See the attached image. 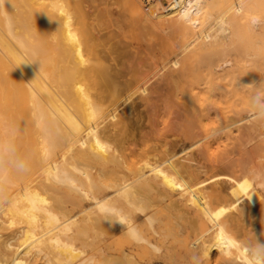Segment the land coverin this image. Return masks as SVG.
Returning <instances> with one entry per match:
<instances>
[{
	"label": "bare ground",
	"instance_id": "6f19581e",
	"mask_svg": "<svg viewBox=\"0 0 264 264\" xmlns=\"http://www.w3.org/2000/svg\"><path fill=\"white\" fill-rule=\"evenodd\" d=\"M120 1L135 27L178 37L160 66L130 65L119 43L101 42L81 0H0V264H87L74 240L108 218L99 264H264V202L250 204L264 190V0ZM162 70L160 100L218 124L138 140L120 107L135 95L154 105ZM224 81L246 94L231 97L226 124L221 102L238 88ZM225 129L239 158L208 154ZM219 167L230 173L202 178Z\"/></svg>",
	"mask_w": 264,
	"mask_h": 264
},
{
	"label": "rangeland",
	"instance_id": "374dc122",
	"mask_svg": "<svg viewBox=\"0 0 264 264\" xmlns=\"http://www.w3.org/2000/svg\"><path fill=\"white\" fill-rule=\"evenodd\" d=\"M81 1H82L83 7L86 8V12H87V15L89 17L88 18L89 21H90V22L88 21V23H90L89 27L93 31L96 30L95 33H97V36L99 34H101V35L98 36V37L101 38V39L99 38L100 40H102L101 42L107 43V41H110V42L112 41V43H108L107 45H110V44L118 45L117 43H119V46L121 45L120 47H122L125 50H127V52L130 53L128 55H131L130 56V61H128L129 62L128 64H130V65L136 63L139 66L143 67L142 64L144 62L147 66L146 67L144 66L143 69H145V70L149 69L150 66H151V68H153V65H154L155 62H152V61H156V63L159 62V60H161L159 58H161V56L163 55L164 50L166 48L169 49L172 45H175L174 43L177 42V38L178 37L175 34H173V33H170V34L166 33L164 35L165 32L158 31V32H153L152 33L151 31H148V30H141V29L138 28V26L135 27V25H137V23L132 18L130 13L125 10L124 5L122 4V2L120 0H94L95 2L93 0H81ZM90 1H92V2H90ZM99 6H100V8H98ZM108 7H111V8H108ZM105 8H107V9H105ZM106 13H108V14H106ZM93 20H96V21H93ZM110 21H112V22H110ZM100 22H102V24H100ZM114 22H116V23H114ZM133 22H135V23H133ZM110 23H113V24H110ZM130 23L132 25H130ZM93 24H94L95 27L92 26ZM97 25H99L100 27L97 26ZM119 25H121V26H119ZM108 26H109V28H108ZM132 26H133V28H132ZM135 28H137V31H135L136 30ZM130 31H132V33ZM133 31H135V32H133ZM154 35H155L156 38L154 37ZM140 37L142 39H139ZM161 37H163V38H161ZM175 37H176V40H174ZM106 38H108V40ZM143 38H145V39H143ZM167 38H168V40H167ZM170 42H171V44H170ZM124 43H127V44H124ZM166 43H169V45L166 44ZM127 46H129V47H127ZM168 46H170V47H168ZM140 49H141L142 52L140 51ZM135 56H137L139 58H137ZM135 58H137V59H135ZM156 58H157V60H156ZM146 59H148V60H146ZM131 61H133V62H131ZM134 61H136V62H134ZM157 65L160 66L161 65L160 62ZM170 67H171V64H170V66L168 68H170ZM165 71L164 70L160 71V74H158V76L155 75L156 77H154V78H153L154 75H151L152 78H150L151 80L149 81V82H151V84L148 87L152 90V92L154 91V93H155V94H153L154 97L152 96L153 98H155L154 105H152V106L149 105L148 107L145 106V105L144 106L140 105L141 99L138 98L139 96L135 95V97H134L135 100L134 99L130 100L129 103L127 104V105H132V106H130V109H127L125 107V104L122 105V107H120V114H129L130 116L132 115V117L134 116L133 119L137 118L138 122H137L136 126H137V129L139 128V126H140V128L138 130H135L136 132H134V135L136 136V138L138 140L144 139V141H146L147 144L151 142L152 145H154L155 143L156 144L160 143V145H161V143H164L166 140L169 141V142H173V140H181L183 135H184L183 138L188 136V134L190 133L191 128L194 129L196 127H206V126H207L206 128H211V127H213V126L218 124L217 119L214 118V117H212L211 119H207V121H206L205 118L201 119V118H198V116H196V115L192 116V114L190 115L189 113L186 115V113H185L186 111H184L183 106H181L180 103L177 100L173 104L169 103L167 105V101L164 102L163 99L167 100L166 99L167 98L166 97V93H167V90L169 88L166 85L165 80L161 79V77H162L161 73H163ZM159 76H161V77H159ZM156 80H158V81H156ZM163 81L165 82V84H164ZM227 82L228 81H224L223 83L225 84ZM233 83L234 82H232L231 85H229V83H227L229 86L226 85V87H225L226 90L227 89L231 90V87L234 88L238 84V82H237V84L234 83V84H236L235 86H232ZM164 85H166L167 87L164 88ZM189 85L190 84H186L185 85V90H186L187 93L189 92V89H190ZM238 85L242 86V84H238ZM161 86H163V87H161ZM241 86L240 87L237 86V87H235V89L232 88L234 91H236V89L238 88L237 89L238 92H234L233 91L234 94L231 93V95H230V93H229L227 95L228 97L222 99L221 103H223V104H221V108L219 110H220L221 115L223 117L222 118L223 119L222 122L224 124H226L228 122L230 123L229 120H230V118L232 117V115L234 113L233 111H234V106L235 105H234V102L232 100V98H234V95H235V97H236V95L237 96H241V95L245 96L246 95V94H240L244 90L243 88H241ZM154 87L157 88V89H158V87L163 88L162 89L163 90L162 93H164L165 96L161 92H156L157 91L156 89L153 90ZM161 94H162V96H161ZM151 95H152V93H151ZM155 95H157V96H155ZM160 98H163V99L160 100ZM156 100H158V101L156 102ZM132 102H134L135 104L132 103ZM138 102H140V103H138ZM161 104H163L165 106H163ZM177 104L180 105V106H178ZM132 109H134V110H132ZM135 109H138V110H135ZM136 114H137V116H136ZM141 116H143V117H141ZM159 116H161L162 119H160ZM165 117H167V118H165ZM168 117H170V118H168ZM234 117H235V115H234ZM155 119H156V122L158 123V125L154 124ZM200 119L202 121H200ZM226 120H228V121H226ZM146 121H148V122H146ZM151 122H153L154 125L153 124L151 125ZM201 122L202 123H206V124H202ZM199 124H201V126ZM156 125H157V127H156ZM159 125H161V126H159ZM152 126H154V128H151ZM161 127L164 128V129H162ZM235 128L237 129V127H235V125H233V126H230V128H228V130L233 131L232 133L236 134L237 130ZM195 130H197V129H195ZM228 130L227 129L224 130V133L226 135H229V137L228 136L226 137L225 134L223 133L224 138L225 137L227 138V139L224 140L223 144L215 143L214 141H212L210 150L208 151V154L209 155L211 154L210 156H213V153L216 154V153H219V152H221L223 150L224 153H226L227 155H231V157H234V158H239L240 157V155H241L240 153L243 151V149L239 148L240 143H238V141L236 142L234 140V137L236 135H233V134L229 133L230 131L228 132ZM150 135L152 136V138H151ZM230 136H232V137H230ZM150 138H151V140H150ZM249 147H251V145ZM238 150H240V151H238ZM191 152H192L193 156H197L198 148H194ZM194 154H196V155H194ZM181 155L182 156L185 155V152L181 153L180 156ZM256 160L261 162L262 165H264V152H262V156L256 158ZM226 172L230 173L229 170H224V168H220V167L219 168H214V169H211L207 174L202 175V178L208 180L207 182L210 183L212 176L217 175V174H223V173H226ZM259 193H260L259 194L260 196H258V198H256L253 202H250V204L253 207H258V206H260L262 204V202H264V190L260 189ZM106 220H109V221L105 222V220H103L102 222H104L105 224L104 223H102V224L100 223L99 225L92 222L93 224H95V229H94V227H93V229L91 228L93 224H91V222H90L91 227H86L87 230H85L87 232L86 233L84 232L85 234L82 233L83 236L80 235V237H78L77 240H74L75 241L74 242L75 247H76L77 251L80 252V255L77 257L76 260H80V258H83L87 262V264H99V261H100L99 258L100 257H99V254H98V252H99L98 251V244H103V243L109 241L111 239V235H112L111 232H110L111 231V227L109 228V226L112 225L111 223L113 222V220L111 218H108ZM96 222H100V221H96ZM90 225H88V226H90ZM106 225H108V226L106 227ZM258 225L259 226L261 225V228L258 227V229L260 230V237L263 238L264 236L262 237V235H264V226H262V225H264V224L260 223ZM96 226H98V227L96 228ZM262 232H263V234H262ZM86 234L88 235L87 236L88 238L86 237L87 239L85 240V235ZM87 240H88V242H92V243H90V246H89V243H87ZM84 242H86L87 244L84 243ZM47 259H48L47 257L46 258H39L38 257V259L35 260L34 262H28L27 261L25 264H39V263H44V264H65V262L62 263V262H60L59 260H56V259H51L49 261Z\"/></svg>",
	"mask_w": 264,
	"mask_h": 264
},
{
	"label": "clouds",
	"instance_id": "9594fccd",
	"mask_svg": "<svg viewBox=\"0 0 264 264\" xmlns=\"http://www.w3.org/2000/svg\"><path fill=\"white\" fill-rule=\"evenodd\" d=\"M259 247H260L261 249H264V244H260Z\"/></svg>",
	"mask_w": 264,
	"mask_h": 264
}]
</instances>
